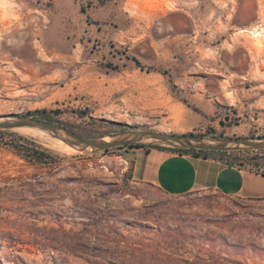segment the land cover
Segmentation results:
<instances>
[{
  "label": "rangeland",
  "instance_id": "374dc122",
  "mask_svg": "<svg viewBox=\"0 0 264 264\" xmlns=\"http://www.w3.org/2000/svg\"><path fill=\"white\" fill-rule=\"evenodd\" d=\"M0 2V115L58 110L62 123L102 120V131H116L110 135L154 131L100 118L95 101L101 76L112 78L141 51L129 31L144 17L169 18L137 23V31L165 26L211 33L213 41L249 35L251 52L239 48L230 61L243 73L253 57L247 83L264 93V0ZM7 132H0V264H264V200L168 195L132 179L130 148L82 153ZM262 136V128L248 134ZM21 138L58 159L29 163L15 147Z\"/></svg>",
  "mask_w": 264,
  "mask_h": 264
},
{
  "label": "crops",
  "instance_id": "0c3cea01",
  "mask_svg": "<svg viewBox=\"0 0 264 264\" xmlns=\"http://www.w3.org/2000/svg\"><path fill=\"white\" fill-rule=\"evenodd\" d=\"M168 18L133 21L135 31H129V37L134 47L143 41V52L134 48L133 57L141 67L133 61L112 78L103 74L98 79L95 101L100 118L176 135L207 131L212 137L246 138L253 130L264 129V93L247 83L255 60L250 57V70L243 73L234 71L230 61L239 48L251 52L253 39L234 33L213 41L211 33L185 34L165 26L137 31L135 27ZM254 39L259 40L258 35ZM162 71L172 75L176 92ZM130 156L132 179L168 195L212 191L224 197L264 200V176L245 169L158 147L134 148Z\"/></svg>",
  "mask_w": 264,
  "mask_h": 264
},
{
  "label": "water",
  "instance_id": "95a60500",
  "mask_svg": "<svg viewBox=\"0 0 264 264\" xmlns=\"http://www.w3.org/2000/svg\"><path fill=\"white\" fill-rule=\"evenodd\" d=\"M0 130L28 134L43 140H58L82 153H97L126 146L216 152L264 150V137L220 138L128 130L107 137L85 138L60 124L20 114L0 115Z\"/></svg>",
  "mask_w": 264,
  "mask_h": 264
},
{
  "label": "trees",
  "instance_id": "16d2710c",
  "mask_svg": "<svg viewBox=\"0 0 264 264\" xmlns=\"http://www.w3.org/2000/svg\"><path fill=\"white\" fill-rule=\"evenodd\" d=\"M136 64L141 67L139 61L132 58ZM122 67H114L113 72L122 71ZM163 74L168 76L169 86L173 92H176L177 88L174 84L172 75L167 71H162ZM60 114L58 110H37L32 113H27L26 116H30L36 119L58 123L69 130L75 132L81 137L85 138H98L105 137L107 135L113 134L116 131L113 129L102 131L103 121L95 118H90L89 121H85L81 124H71V123H62L57 119V115ZM1 133H8L7 131L0 130ZM199 136H207L206 134H193ZM220 138H228L223 135L218 136ZM264 137V136H262ZM24 141V144L15 145L17 147L19 154L33 165H46L56 162L59 155L53 151H50L45 148H41L39 145L31 142L30 140L21 138ZM141 146H126L125 148H139ZM121 148V147H120ZM175 151L180 154H186L193 157L203 158V159H212L219 162H222L231 167H237L240 169H245L256 174L264 176V150L260 151H243V152H216V151H201V150H184V149H172L165 148Z\"/></svg>",
  "mask_w": 264,
  "mask_h": 264
},
{
  "label": "built area",
  "instance_id": "2783aa9c",
  "mask_svg": "<svg viewBox=\"0 0 264 264\" xmlns=\"http://www.w3.org/2000/svg\"><path fill=\"white\" fill-rule=\"evenodd\" d=\"M0 10H1V2H0ZM0 23H1V15H0ZM256 134H259V133H256Z\"/></svg>",
  "mask_w": 264,
  "mask_h": 264
}]
</instances>
